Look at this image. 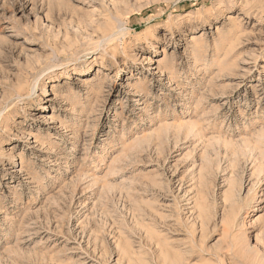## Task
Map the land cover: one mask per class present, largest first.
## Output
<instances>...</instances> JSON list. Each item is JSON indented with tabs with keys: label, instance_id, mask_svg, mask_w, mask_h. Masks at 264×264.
<instances>
[{
	"label": "rangeland",
	"instance_id": "rangeland-1",
	"mask_svg": "<svg viewBox=\"0 0 264 264\" xmlns=\"http://www.w3.org/2000/svg\"><path fill=\"white\" fill-rule=\"evenodd\" d=\"M261 263L264 0H0V264Z\"/></svg>",
	"mask_w": 264,
	"mask_h": 264
},
{
	"label": "bare ground",
	"instance_id": "bare-ground-1",
	"mask_svg": "<svg viewBox=\"0 0 264 264\" xmlns=\"http://www.w3.org/2000/svg\"><path fill=\"white\" fill-rule=\"evenodd\" d=\"M82 75L83 74H88V72H82L81 73ZM40 108H44V107H40ZM39 108V109H40ZM255 246H258V245H260L262 242H263V235H262V233L261 232H259V233H257V236H256V238H255ZM256 248V247H255ZM257 249H258V247H257ZM261 264H264V263H261Z\"/></svg>",
	"mask_w": 264,
	"mask_h": 264
}]
</instances>
